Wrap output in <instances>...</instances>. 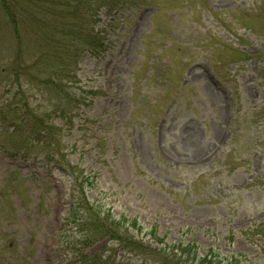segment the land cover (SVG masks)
I'll return each mask as SVG.
<instances>
[{
	"label": "rangeland",
	"instance_id": "obj_1",
	"mask_svg": "<svg viewBox=\"0 0 264 264\" xmlns=\"http://www.w3.org/2000/svg\"><path fill=\"white\" fill-rule=\"evenodd\" d=\"M121 5L82 36L55 34L58 58L0 7V264H143L81 243L79 183L91 212L139 238L154 228L197 259L264 264V0ZM96 30L102 50L78 53ZM30 110L50 138L14 130Z\"/></svg>",
	"mask_w": 264,
	"mask_h": 264
},
{
	"label": "trees",
	"instance_id": "obj_2",
	"mask_svg": "<svg viewBox=\"0 0 264 264\" xmlns=\"http://www.w3.org/2000/svg\"><path fill=\"white\" fill-rule=\"evenodd\" d=\"M125 0H0V7L6 14L10 22L16 24V15H24L30 17L33 23H35V34L41 35L43 39L44 47L50 49L51 54H57L55 58H58L66 49L61 46V42L54 41L53 37L55 34L62 33L65 37H70L72 33H80L82 36L86 32V27L93 24L94 17L98 15L99 10H104L103 15H114V12L121 8V4ZM65 25H69V29H65ZM17 30V28H16ZM93 31V29H91ZM17 34V32H15ZM100 31L96 30L91 36H87L85 42H79L80 47L78 53L88 52L94 55L95 50L98 52L102 50L103 40L99 38ZM15 34V37L17 35ZM89 37V38H88ZM51 42L53 44L51 45ZM54 51V52H53ZM24 117L16 119L17 128L27 129L30 137L38 139L47 132L50 138L51 126L44 121L39 123L34 122L33 112L26 111ZM36 117L39 116L36 114ZM17 129V130H18ZM33 135V136H32ZM73 172V170H72ZM78 192L75 200L73 201V213L70 218L71 223H76L79 226L78 232L83 237L78 239L83 244H90L97 241L103 240L115 242L118 246L129 253L131 256H135L138 260L142 261L143 264H174L177 261L183 260V264H238V260L231 257L225 262H220L216 255L210 254L211 258L200 257L197 259L195 246L187 244L184 247L181 244H167L163 243V239L156 236V231L151 228L148 233L149 238H139L138 234L129 231L128 226L136 228L135 222H129L126 224V220L122 219L115 220L107 217H100L99 214L91 212V204L84 197V191L81 183L78 184ZM75 195V194H74ZM91 213V218L87 217ZM147 233V235H148ZM264 240V228L257 230L256 232ZM150 239L158 241L163 244L160 250H156L150 243ZM110 250H112L110 248ZM171 255H173L171 257ZM105 257V256H104ZM177 257V261L172 262V258ZM106 258V257H105ZM75 264H99L94 262V257L87 256L86 254H79L76 258Z\"/></svg>",
	"mask_w": 264,
	"mask_h": 264
}]
</instances>
